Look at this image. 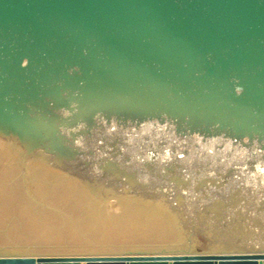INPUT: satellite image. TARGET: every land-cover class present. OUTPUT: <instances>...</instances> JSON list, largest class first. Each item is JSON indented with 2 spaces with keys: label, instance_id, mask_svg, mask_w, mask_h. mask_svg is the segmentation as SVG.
<instances>
[{
  "label": "water",
  "instance_id": "95a60500",
  "mask_svg": "<svg viewBox=\"0 0 264 264\" xmlns=\"http://www.w3.org/2000/svg\"><path fill=\"white\" fill-rule=\"evenodd\" d=\"M0 145L178 239L0 264H264V0H0Z\"/></svg>",
  "mask_w": 264,
  "mask_h": 264
},
{
  "label": "rangeland",
  "instance_id": "374dc122",
  "mask_svg": "<svg viewBox=\"0 0 264 264\" xmlns=\"http://www.w3.org/2000/svg\"><path fill=\"white\" fill-rule=\"evenodd\" d=\"M0 148V253L60 251L98 244L104 247H160L168 242H178V239L162 240L161 237L167 235L160 226L154 235L142 236L139 231L144 227L141 226L130 232V223L117 229L122 236L98 237L96 221L101 210L93 207L97 203H91L94 211L82 210L77 182L67 177H63L67 182L56 178L49 180L39 169L36 172L38 166L34 163L39 159L18 155L15 146L3 149L0 145ZM73 246L75 248H71ZM198 246L204 249L207 245Z\"/></svg>",
  "mask_w": 264,
  "mask_h": 264
},
{
  "label": "bare ground",
  "instance_id": "6f19581e",
  "mask_svg": "<svg viewBox=\"0 0 264 264\" xmlns=\"http://www.w3.org/2000/svg\"><path fill=\"white\" fill-rule=\"evenodd\" d=\"M2 147V146H1ZM1 149V148H0ZM0 152H2V150H0ZM1 153H0V157H1ZM1 159V158H0ZM36 160V159H35ZM35 162V161H34ZM33 163V162H32ZM35 165H37L38 167H37V171L36 172H38V169H39V172L41 173V174H43V175H46L47 177H49V180H53V179H55L56 178V180H62V181H68V180H65L66 179V177L63 175V174H61L60 172H57V171H53V170H51V169H49L48 167H46V166H44L43 164H39L38 163V161L37 162H35L34 163ZM33 165V164H32ZM35 165H33V166H35ZM30 167H32L31 166V164H30ZM36 167V166H35ZM33 168V167H32ZM35 169V168H34ZM39 174V173H38ZM3 176V175H2ZM65 179H64V178ZM3 178V177H2ZM48 179V178H47ZM4 185V184H3ZM4 188V187H3ZM6 189V188H5ZM78 190V189H77ZM163 232H165V231H163ZM166 233V232H165ZM164 234V233H163Z\"/></svg>",
  "mask_w": 264,
  "mask_h": 264
}]
</instances>
